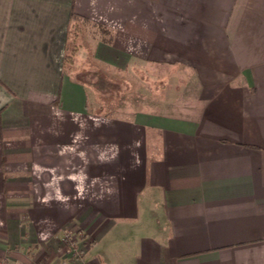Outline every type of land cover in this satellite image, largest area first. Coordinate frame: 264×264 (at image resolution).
Segmentation results:
<instances>
[{
  "label": "crops",
  "instance_id": "obj_1",
  "mask_svg": "<svg viewBox=\"0 0 264 264\" xmlns=\"http://www.w3.org/2000/svg\"><path fill=\"white\" fill-rule=\"evenodd\" d=\"M72 11L163 99L91 114ZM0 264H264V0H0Z\"/></svg>",
  "mask_w": 264,
  "mask_h": 264
},
{
  "label": "rangeland",
  "instance_id": "obj_2",
  "mask_svg": "<svg viewBox=\"0 0 264 264\" xmlns=\"http://www.w3.org/2000/svg\"><path fill=\"white\" fill-rule=\"evenodd\" d=\"M80 29V35L76 40V45L79 48L90 37L97 39L101 37L98 28L93 24H81ZM93 63L92 59H81L79 68L75 66L74 70L77 68L78 71H76L82 73L81 78L84 82L93 83L94 86L88 90L89 103L91 108L101 110V116L127 118L137 110L149 109L152 105H156L157 101L162 100V96L165 95V90L168 87L166 80L157 81L154 79V75L146 73L136 75L133 68L125 74L108 71ZM94 72L100 73V78L105 80L109 87L97 90L95 84L97 85L99 79L88 74Z\"/></svg>",
  "mask_w": 264,
  "mask_h": 264
},
{
  "label": "trees",
  "instance_id": "obj_3",
  "mask_svg": "<svg viewBox=\"0 0 264 264\" xmlns=\"http://www.w3.org/2000/svg\"><path fill=\"white\" fill-rule=\"evenodd\" d=\"M89 23V21L85 18L79 17L78 15H76L73 11L70 14V25H69V33H68V37H67V41H68V47L66 49L65 52V56H64V61H63V66L65 69V72L68 71L70 69V71L72 70V68L74 69V57L79 49V47L76 45V40L81 32V24H86ZM95 25V24H94ZM98 30H99V34L101 35L100 40L101 42H104L106 44H111L113 37L111 35V33L109 31H107L102 25H95ZM77 70V69H76ZM76 70L73 71V73L76 75L77 78V82L79 84H81L83 87H85L86 89L89 90L90 87L94 86L93 83H86L83 81V79L81 78V74L82 73H78ZM90 76H92L93 78L99 79L97 85L95 84L97 90H103L104 88L106 89L107 87H109L108 83L103 80L100 75V73L98 72H94L92 74L88 73ZM98 109V108H97ZM94 109L91 108V106L87 104V110L91 113V114H95V115H101V110L100 109Z\"/></svg>",
  "mask_w": 264,
  "mask_h": 264
}]
</instances>
